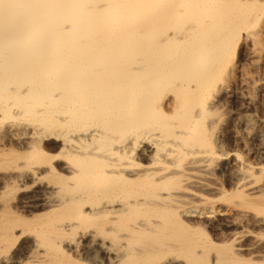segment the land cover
Masks as SVG:
<instances>
[{
  "label": "bare ground",
  "instance_id": "obj_1",
  "mask_svg": "<svg viewBox=\"0 0 264 264\" xmlns=\"http://www.w3.org/2000/svg\"><path fill=\"white\" fill-rule=\"evenodd\" d=\"M243 66L264 70V0H0V264H264L251 115L259 159L216 169L218 94L264 92Z\"/></svg>",
  "mask_w": 264,
  "mask_h": 264
},
{
  "label": "rangeland",
  "instance_id": "obj_2",
  "mask_svg": "<svg viewBox=\"0 0 264 264\" xmlns=\"http://www.w3.org/2000/svg\"><path fill=\"white\" fill-rule=\"evenodd\" d=\"M229 56L230 57H228V62H227V65H229V66L226 65V68L224 70V74L225 75L223 74L224 76L221 77V81H223V82L227 81L228 83H231L236 90H239L238 88H240V86H238V85H240V82H239V78L238 77H240V74L242 72V71L241 72L239 71V68H241V66H240V64H241L240 62L241 61L238 59L239 56L237 57V54L235 53V51H231L230 54H229ZM236 67H237V70H236ZM248 68H250V72H248L249 71ZM248 68L247 67L245 68V66H243V68H242L244 73L245 72H248V73H245L246 75L253 76V77L257 78L258 80H260V82L263 81L262 80V77H264V75H263L264 74L263 68H260V67H258V68H251L249 66H248ZM256 69H258V70H256ZM259 70L260 71L263 70V71L260 72ZM253 73H255L256 75L253 74ZM251 74H253V75H251ZM228 75H229V77H228ZM224 77H225V79L228 78L229 80L228 79L227 80L223 79ZM260 82L257 81L256 83L258 84ZM244 89H246V88H244ZM248 89L247 90H244V92H243V95H244V98H245L246 102L244 100H242V102H240L241 100L240 99H237L234 96H231V97H229L227 95L225 96L224 93H220V94H218L219 96H217L218 99L220 98L219 99V103L222 100V102H221L222 104H220V107L217 109L216 113L214 114V117L217 120L216 121L217 122L216 123V129H217L218 133L220 132L219 133V140L221 142L222 150L225 153V155H224L225 157L223 156L225 160L223 159L220 162V164H218V166H216V169L217 170L218 169L220 170L222 168L221 167L222 166V163L224 164L225 162H228V161L230 162V161L234 160L235 158H237V156L238 157L241 156L240 158H244L243 156L250 157L252 159V161L253 160L255 161V159H259L258 158V155H254V154L251 155L249 152H247L245 150L244 144H243V141L244 142H247L249 144V146L251 147V149L256 150L257 148H259L258 141L253 140V139H250L248 137V135H246L247 133L245 132V130H243V127L238 126L237 123H236V118L239 115L249 114L252 117L253 123H255L254 125L257 128H259V126H260L259 129H260V131L264 135V122H263L264 121V94H263L264 92L258 91L255 87H252V90H250L251 87H249ZM248 91H250V92H248ZM251 91H252V93H251ZM244 93H246V94L250 93V94L246 95ZM221 96H223V98ZM251 97H252L253 100L251 99ZM248 98L251 100V103L250 102L249 103L247 102L248 101L247 100ZM243 102H245L247 104H244ZM219 127H221V128H219ZM232 132H236L238 134V139L237 140H235L233 138ZM241 134H245V135H243L245 137L243 140L241 138H239V136H241ZM8 137H9L8 134L1 133V135H0V145H1L0 146V150L3 149V146L2 145L5 144V143H6V146L4 148L8 147V143H7L8 142V140H7ZM220 138H222V139H220ZM246 153H248V154H246ZM9 154H11V153H9ZM1 170H3V169H1ZM216 175L217 176H214V179L215 180L216 179H219V180H217L218 182H221V181L223 182L224 181L225 174H224L223 170L221 172H217ZM47 179H45L44 181H46ZM233 200H234V198H233ZM235 200L238 202L237 199H235ZM15 201H16L15 200V195L13 196V193L8 192L5 195L0 196V204L7 202L8 205H9V207H14ZM30 214L31 213H28V215L27 214L26 215L24 214V215L26 217H30L29 216ZM29 238H31V236L30 237L29 236H26V238H24L23 241H25V239L26 240H29Z\"/></svg>",
  "mask_w": 264,
  "mask_h": 264
}]
</instances>
